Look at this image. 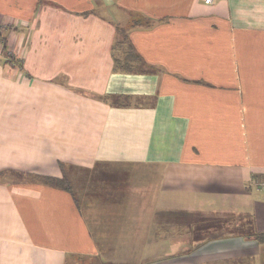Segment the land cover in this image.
Returning a JSON list of instances; mask_svg holds the SVG:
<instances>
[{
	"label": "crops",
	"instance_id": "crops-1",
	"mask_svg": "<svg viewBox=\"0 0 264 264\" xmlns=\"http://www.w3.org/2000/svg\"><path fill=\"white\" fill-rule=\"evenodd\" d=\"M256 233L264 0H0V264H264Z\"/></svg>",
	"mask_w": 264,
	"mask_h": 264
},
{
	"label": "rangeland",
	"instance_id": "rangeland-1",
	"mask_svg": "<svg viewBox=\"0 0 264 264\" xmlns=\"http://www.w3.org/2000/svg\"><path fill=\"white\" fill-rule=\"evenodd\" d=\"M252 226H253V224H252V221L250 219H243L241 221V223H239L238 225L233 227V230L235 229V231H237V232L239 230L243 233L244 232L249 233L250 231H252Z\"/></svg>",
	"mask_w": 264,
	"mask_h": 264
},
{
	"label": "trees",
	"instance_id": "trees-1",
	"mask_svg": "<svg viewBox=\"0 0 264 264\" xmlns=\"http://www.w3.org/2000/svg\"><path fill=\"white\" fill-rule=\"evenodd\" d=\"M47 183H50L51 185H55V186H59L60 184L62 185L63 184V181H57V180H51V179H48L47 180ZM241 223V222H240ZM238 225V224H237ZM248 239H254L256 240L257 242L259 243H264V233H256V234H253V235H250L249 237H247Z\"/></svg>",
	"mask_w": 264,
	"mask_h": 264
},
{
	"label": "built area",
	"instance_id": "built-area-1",
	"mask_svg": "<svg viewBox=\"0 0 264 264\" xmlns=\"http://www.w3.org/2000/svg\"><path fill=\"white\" fill-rule=\"evenodd\" d=\"M205 4H211L213 0H203Z\"/></svg>",
	"mask_w": 264,
	"mask_h": 264
}]
</instances>
